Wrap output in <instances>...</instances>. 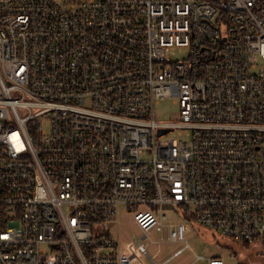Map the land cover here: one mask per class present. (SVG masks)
Instances as JSON below:
<instances>
[{"label": "built area", "instance_id": "2783aa9c", "mask_svg": "<svg viewBox=\"0 0 264 264\" xmlns=\"http://www.w3.org/2000/svg\"><path fill=\"white\" fill-rule=\"evenodd\" d=\"M174 207L264 241V0H0V264H155L120 249L121 208L185 244L168 264Z\"/></svg>", "mask_w": 264, "mask_h": 264}, {"label": "rangeland", "instance_id": "374dc122", "mask_svg": "<svg viewBox=\"0 0 264 264\" xmlns=\"http://www.w3.org/2000/svg\"><path fill=\"white\" fill-rule=\"evenodd\" d=\"M168 56L171 61H182L187 58L188 52L184 48H175L168 51ZM178 112V105L171 98L160 100L154 107L155 119L160 123L178 121ZM187 139L186 132L177 130L158 139V145H174ZM166 224L184 225L185 240L189 246L168 264H208V259L219 254L223 255L225 264H264V241L253 240L247 243L229 241L199 225L195 220L184 218L178 207L169 210ZM107 230L110 231V236H116L114 228ZM95 233H102V229L97 228ZM118 238L120 249L128 255L139 252V247L133 240H136L141 247L148 245L147 254L153 258L155 264H162L185 245L169 242L166 229L163 232L154 230L149 234L142 232L135 225L132 215L124 208L119 211ZM198 258L203 259L198 260ZM141 261L144 264H151L144 256H141Z\"/></svg>", "mask_w": 264, "mask_h": 264}, {"label": "trees", "instance_id": "16d2710c", "mask_svg": "<svg viewBox=\"0 0 264 264\" xmlns=\"http://www.w3.org/2000/svg\"><path fill=\"white\" fill-rule=\"evenodd\" d=\"M180 212L183 214L184 218L188 219V220H193V218L191 217V215H189L187 213V210L184 208H180Z\"/></svg>", "mask_w": 264, "mask_h": 264}, {"label": "water", "instance_id": "95a60500", "mask_svg": "<svg viewBox=\"0 0 264 264\" xmlns=\"http://www.w3.org/2000/svg\"><path fill=\"white\" fill-rule=\"evenodd\" d=\"M166 132L165 131H161L160 133H159V135H162V134H165Z\"/></svg>", "mask_w": 264, "mask_h": 264}, {"label": "crops", "instance_id": "0c3cea01", "mask_svg": "<svg viewBox=\"0 0 264 264\" xmlns=\"http://www.w3.org/2000/svg\"><path fill=\"white\" fill-rule=\"evenodd\" d=\"M220 255V254H219ZM216 256H218V255H216Z\"/></svg>", "mask_w": 264, "mask_h": 264}]
</instances>
